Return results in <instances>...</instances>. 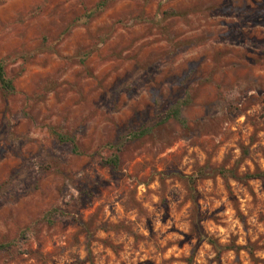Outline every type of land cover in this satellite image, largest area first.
<instances>
[{"label": "rangeland", "instance_id": "obj_1", "mask_svg": "<svg viewBox=\"0 0 264 264\" xmlns=\"http://www.w3.org/2000/svg\"><path fill=\"white\" fill-rule=\"evenodd\" d=\"M103 1L0 0V264H264V0Z\"/></svg>", "mask_w": 264, "mask_h": 264}, {"label": "trees", "instance_id": "obj_2", "mask_svg": "<svg viewBox=\"0 0 264 264\" xmlns=\"http://www.w3.org/2000/svg\"><path fill=\"white\" fill-rule=\"evenodd\" d=\"M109 2H110V0H105L101 3H99L97 5L96 10L97 11L103 10L104 8H106V6ZM179 14L180 13H178L177 11L171 10L170 12L166 13V16H170V17L171 16H180ZM0 87L5 94L10 95V94H13L15 92L14 82H13V80H11L7 77V74L5 71V65L3 62H0ZM190 102H191V98H190L189 94H187L184 98L177 100L167 111L163 122L166 123L169 120H175L182 126V128L184 130L188 129L187 120L183 117L182 109L184 107L188 106L190 104ZM59 138L61 140L64 139V137L62 135H59ZM76 151H77V149H76ZM118 163H119V157H117V156H113L112 158H110L104 162L105 165L112 166L114 168H116L118 166ZM217 173L224 178H227L229 176H232L233 178H237V176L235 175V173L233 171H227L224 169H220L217 171ZM183 178L191 186L192 190L195 191L193 185L196 181V178H194V177H183ZM243 179L244 180H257V179H259V180H262L264 182V172L256 173V174H249V175H246ZM201 240H209L210 243L214 244L210 239H208L207 237H204V236L201 237ZM11 246H12V243L0 244V251L9 249Z\"/></svg>", "mask_w": 264, "mask_h": 264}]
</instances>
